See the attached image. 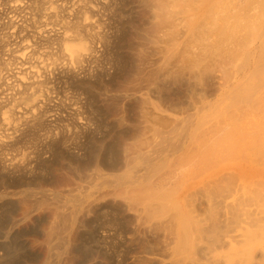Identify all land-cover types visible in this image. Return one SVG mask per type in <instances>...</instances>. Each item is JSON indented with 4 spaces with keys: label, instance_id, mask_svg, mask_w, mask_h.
<instances>
[{
    "label": "rangeland",
    "instance_id": "374dc122",
    "mask_svg": "<svg viewBox=\"0 0 264 264\" xmlns=\"http://www.w3.org/2000/svg\"><path fill=\"white\" fill-rule=\"evenodd\" d=\"M154 1L0 0L1 264H264V80L227 93L264 13Z\"/></svg>",
    "mask_w": 264,
    "mask_h": 264
},
{
    "label": "bare ground",
    "instance_id": "6f19581e",
    "mask_svg": "<svg viewBox=\"0 0 264 264\" xmlns=\"http://www.w3.org/2000/svg\"><path fill=\"white\" fill-rule=\"evenodd\" d=\"M153 1H154V0H153ZM158 1H159V0H158ZM158 1L156 0L157 3H156L155 1H154V2H155V3L157 4V6L159 7V4H158L159 2H158ZM171 1H172V0H171ZM171 1L168 2V3H171ZM180 1H181V0H180ZM183 1H184V0H183ZM183 1H182V2H183ZM188 1H189V0H188ZM190 1H191V0H190ZM190 1H189V2H190ZM193 1H194V0H193ZM213 1H214V0H213ZM213 1L211 0V2H209V3H211V5L209 4L210 7L205 6V7H206V8H205V7H203L204 4H203V5H200V7L202 6L203 9L205 8V9L207 10V11H205V9H204V11H202V13L204 12V14L201 13V14H202V17H203V15L205 16L206 14H208V19H209V16L212 15L213 12H215L214 9H217V8L219 7V5H218V7H217L216 4H219V3L222 4V2H223L224 0H221V2H219V3H216V2L214 1V4L216 3L215 5H216L217 8H215V6L213 5V3H212ZM216 1H218V0H216ZM219 1H220V0H219ZM227 1H228V0H227ZM232 1H233V0H232ZM232 1H231V2H232ZM244 1H247V0H244ZM258 1H260V5H261V7H258V6H257V5L259 4ZM173 2H174V1H173ZM175 2H177V1L175 0ZM248 2L250 3V5H252V7L250 6L249 9H252V8H253V9L256 10V11H258L257 8L259 9V11H260V9H262L260 12H263V13H264V0H252L253 3H251L250 1H248ZM164 3H165V2H164ZM168 3H167V6H169ZM190 3H191V2H190ZM190 3H189V4H190ZM192 3H193V4H191V5H189L188 3H185V5H187V7H188V5H189V6H195V7H196L197 4H198L199 2H198L197 4L195 3L196 5H194V2H192ZM204 3H205V2H204ZM223 3H225V2H223ZM228 3H230V0L228 1ZM232 3H234V1H233ZM254 3H255V4H254ZM165 4H166V3H165ZM171 4H172V3H171ZM174 4H175V3H174ZM225 4H227V3H225ZM230 4H231V3H230ZM239 4H240V2H239ZM241 4H243V3H241ZM241 4H240V5H241ZM247 4H248V3H247ZM253 4H254V6H253ZM256 4H257V5H256ZM185 5H184V6H185ZM205 5H206V4H205ZM209 5H208V6H209ZM233 5H234V4H233ZM260 5H259V6H260ZM50 6H51V3H50ZM161 6L163 7V5H161ZM167 6L165 7V5H164L165 10H167V9H166V8H168ZM212 6H214V8H213ZM220 6H221V5H220ZM229 6H230V5H229ZM162 7L160 8L161 10L164 8V7H163V8H162ZM170 7H171V5H170ZM173 7H174V6H173ZM180 7H181V6H180ZM187 7H186V9H187ZM198 7H199V6H198ZM200 7H199V9H200ZM211 7H212V9H213V12H211V11H212ZM226 7H227V5H226ZM240 7H241V6H240ZM248 7H249V6H248ZM176 8H178V7H176ZM182 8H183V7H182ZM190 8H191V7H190ZM193 8H194V7H193ZM193 8H191V9L193 10ZM202 8H201V9H202ZM237 8H238V7H237ZM237 8H236V9H237ZM186 9H183V12H181V14L178 13V12L181 11V10L178 11V9H175L176 11H178V12H177L178 14H177V13H176V14L179 16V18L181 17L180 15H182V13L184 14V10H186ZM188 9H189V7H188ZM210 9H211V10H210ZM222 9H223V8H222ZM228 9H229V8H228ZM231 9L234 10L233 7H231ZM238 9H240V8H238ZM238 9H237V12H238ZM165 10H164V11H165ZM192 10H191V12H192ZM195 10H197V9L195 8ZM219 10H221V9H219ZM219 10H217V11H219ZM242 10H243V9H242ZM170 11H171V10H170ZM172 11H173V10H172ZM176 11H175V12H176ZM198 11H199V10H198ZM209 11L211 12V14H209V13H210ZM224 11H225V9H224ZM227 11H228V10H227ZM227 11H226V14H227ZM240 11H241V10H240ZM259 11H258V12H259ZM195 12H196V11H195ZM207 12H208V13H207ZM222 12H223V11H222ZM229 12H230V11H229ZM246 12H248L247 9H246ZM250 12H252V10H250ZM258 12H256L255 15H257ZM161 13H162V12H161ZM170 13H171V12H170ZM172 13H173V12H172ZM185 13H186V12H185ZM197 13H198V12H197ZM205 13H206V14H205ZM224 13H225V12H224ZM224 13L222 14V16L224 15ZM234 13H235V12H234ZM234 13H233L232 15H234ZM238 13H239V12H238ZM244 13H245V11H244ZM252 13H253V14L250 13L249 16L252 15V17H253V16H254V11H253ZM263 13H262V14H263ZM179 14H180V15H179ZM194 14L196 15V13L193 12V15H194ZM217 14H218V13H217ZM230 14H231V13H230ZM177 15H175V17H176ZM184 15H185V14H184ZM184 15H183V16H184ZM186 15H187V14H186ZM188 15H189V16H188ZM188 15H187V18L190 17V16L192 15V13H191V15H190V14H188ZM193 15H192V16H193ZM195 15H194V16H195ZM245 15H246V13H245ZM192 16H191V17H192ZM194 16H193L192 18H195ZM219 16H220V12H219ZM222 16H221V19H222ZM235 16H236V13H235ZM246 16H247V15H246ZM167 17H168V16H167ZM185 17H186V16H185ZM197 17H198V16H197ZM202 17H199V18H202ZM206 17H207V15H206ZM210 17L213 19V18L216 17V16L212 15V16H210ZM226 17L229 18L230 16L226 15ZM226 17L224 16L223 19L226 20V19H227ZM236 17H237V16H236ZM199 18H198V19H199ZM237 18H239V15H238ZM240 18H241V17H240ZM243 18H244V17H243ZM246 18L248 19V17H246ZM249 18H250V20H251V16H250ZM177 19H178V18H177ZM212 19H209V20H212ZM215 19H218V18H215ZM215 19H213V20H215ZM229 19H232V18H229ZM241 19H242V18H241ZM241 19H240V20H241ZM247 19H246V20H247ZM252 19H254V20H252V21H255V19H256V20L259 19V20H260V23H261V26L258 25V26L260 27V29L257 31L256 27H258V26L255 27L254 25L258 24L259 20H257L258 22L256 21V23L254 22V23H255V24H254L253 22H251V21L248 19L249 22H251V24H252V25H251V24H250V25H251L252 27H254V29H256V30H252V33L250 32V33H251V34H250L251 36L249 35L250 38H249L248 35H247L248 39H246V41H245V40L243 41V42H244L243 44H245V45H244V46H245V49H244V50L242 49L243 52H242L241 49H240V51H241L242 54H243V55H242V56H243V59H242L241 61H239L240 63H238L237 68H236V72H234V73H235L234 75L236 76V78L241 77V78H242V81H241V80L234 81V80H236V78H235V76L232 74V75L234 76V78H233V79H234V80H233L234 82H233V81L230 82V85H231V86H229V84H226V85L229 86V87L227 86V87L229 88V89H228V92H227L228 95H229V92H230V94L233 92V93H234V96L236 95L235 97H237V96L239 97V95H242L241 92H240V91H242V90L240 89V87H241V85H244V84L246 83L247 78L250 79V77H248V76H254V78H252L253 80H254L255 78L258 79L257 83H256V80L253 81L252 79H250V80L253 81V83L255 82L254 84H253V83H252V84H253V85H256L257 88H259L260 85H262L263 80H264V22H263L264 19H262L263 21H261V19L258 18V17H257V18L254 17V18H252ZM179 20H180V19H179ZM181 20H183V18H182ZM181 20H180V21H181ZM185 20H186V19H185ZM193 20H194V19H193ZM204 20H205V18H204ZM204 20H203V21H204ZM213 20H212V21H213ZM190 21H191L190 19H189V21H188V19H187V20H186V23L188 24V22H190ZM197 21H198V20H197ZM197 21H196V23H197ZM205 21L207 22L208 20H205ZM242 21H243V20H242ZM181 22H182V21H181ZM183 22H184V21H183ZM194 22H195V21H194ZM208 22L211 23L213 27L215 26V24H217L216 21L214 22V25H213V22H210V21H208ZM208 22H207V24H209ZM184 23H185V22H184ZM191 23H192V22H191ZM191 23H190V24H191ZM196 23H195V24H196ZM223 23H224V22H223ZM225 23H226V22H225ZM225 23H224V24H225ZM182 24H183V23H182ZM197 24H198V23H197ZM197 24H196V25H197ZM203 24L205 25L206 23L204 22ZM207 24H206V25H207ZM196 25L193 26V28H195ZM199 25H200V24H199ZM204 25H203V26H204ZM209 25H210V24H209ZM183 26H184V25H183ZM185 26L187 27V26H190V25L188 24V25H185ZM190 27H191V26H190ZM204 27H205V26H204ZM209 27H211V26H209ZM206 28L208 29V27H206ZM211 28H212V27H211ZM215 28H216V27H215ZM215 28H214V29H215ZM247 28H248V27H247ZM247 28H246V29H247ZM183 29H184V28H183ZM195 29H196V28H195ZM197 29H198V28H197ZM204 29H205V28H204ZM249 29H250V28H249ZM66 30L68 31V28H67ZM184 30H185V29H184ZM186 30H188V29H186ZM247 30H248V29H247ZM186 32H187V31H186ZM190 32H191V31H190ZM190 32H189V33H190ZM197 32H198V31H197ZM197 32H195V33H197ZM210 32H211V31H210ZM212 32H213V31H212ZM212 32H211V33H212ZM248 32H249V31H248ZM184 34L186 35V33H184ZM192 34H194V32H193ZM247 34H249V33H247ZM185 35H184V36H185ZM189 36H190V35H189ZM191 36H193V35H191ZM194 36H196V35H194ZM194 36H193V37H194ZM65 37H66V36H65ZM247 37H246V38H247ZM73 38H75V37L73 36ZM73 38H72V39H73ZM79 38H80V37L74 39V40L78 39V42L72 43V39L70 38V40H68L69 37H67V40H68L69 42L65 43V44H67V45H66L67 48H66V47H65V48L69 50L68 53L71 52V53H69V54H72L71 56L75 55V56H73V59L75 58L76 60H79L80 57L83 55L82 51H85V50L87 49V48L85 47V46H86V43H83V42H85V41H83V40L81 39V40H82V42H81V40H79ZM79 41H80V42H79ZM70 42H71V43H70ZM73 42H74V41H73ZM245 42H246V43H245ZM84 44H85V46H84ZM87 44H88V43H87ZM243 44H242V46H243ZM87 46H88V45H87ZM210 47H211V46H210ZM212 47H213V46H212ZM65 48H64V50H66ZM88 49H89V48H88ZM69 56H70V55H69ZM71 56H70V57H71ZM240 56H241V55H240ZM71 58H72V57H71ZM71 58H69V59H71ZM75 59H74V60H75ZM237 62H238V61H237ZM232 68H235V67L232 66ZM232 71H233V70H232ZM226 73H227V72H226ZM230 77H231V76H230ZM241 78H239V79H241ZM228 81H229V80H228ZM228 81H227V82H228ZM260 81H261L262 83H261ZM225 82H226V81H225ZM258 82H259V83H258ZM228 83H229V82H228ZM231 83H233V84H231ZM260 83H261V84H260ZM257 84H258V85L260 84L259 87H258ZM248 85H249V84H248ZM248 85H247V86H248ZM263 86H264V85H263ZM227 87H226L225 89H227ZM238 88H239V91H237ZM247 88H248V87H247ZM260 88H261V87H260ZM243 89H244V87H243ZM234 90H235V91H234ZM224 91H225V90H224ZM243 91H244V90H243ZM235 92H236V93H235ZM255 92H256V91H255ZM219 93H220V92H219ZM221 93H223V91H222ZM221 93H220V94H221ZM244 93H247V92H244ZM249 93H251V92H249V90H248V93H247V94H248V97L250 96V98H251V94L253 95V93H251L250 95H249ZM220 94H219V95H220ZM254 94L256 95V93H254ZM219 95H218V96H219ZM231 95L233 96V94H231ZM222 96H223V95H222ZM232 96H230V99H231ZM234 96H233V97H234ZM233 97H232V98H233ZM245 97H246V94H245ZM248 97H247V99H248ZM252 97H253V96H252ZM227 98H228V97H227ZM221 99H223V97H222ZM228 99H229V98H228ZM230 99H229V100H230ZM233 99H234V98H233ZM237 99H239V98H237ZM229 100H228V101H229ZM249 100H250V99H248V101H249ZM256 100H257V99H256ZM208 101H209V100H208ZM210 101H211V100H210ZM218 101H219V100H218ZM224 101H225V99H224ZM226 101H227V100H226ZM231 101H232V100H231ZM234 101H238V100L235 99ZM240 101H241V100H240ZM240 101H238V102L240 103ZM246 101H247V100H245V102H246ZM251 101H252V100H251ZM251 101H249V102H251ZM202 102H203V101H202ZM214 102H215V101H214ZM221 102H222V101H221ZM243 102H244V101H242L241 103H243ZM255 102H256V101H255ZM32 103H33V101H32ZM210 103H211V102H209V103H207V104H210ZM217 103H220V101H219V102L216 101V104H217ZM203 104H205V103H203ZM243 104H244V103H243ZM245 104H246V103H245ZM251 104H252V103H251ZM31 105H32V106H30L29 111L32 109V107H34V103L31 104ZM205 105H206V104H205ZM211 105H212V104H211ZM218 105H219V104H217V106H218ZM221 105H222V103H221ZM221 105H220V106H221ZM201 106H202V104H201ZM208 106H209V105H208ZM246 106H247V105H246ZM246 106H244V107L246 108ZM209 107H210V106H209ZM209 107H208V108H209ZM199 108H200V106H199ZM202 108H203V110H204V112H205V107H202ZM202 108H201V109H202ZM206 108H207V106H206ZM201 109H200V110H201ZM242 109H243V108H242ZM196 110H197V109H196ZM196 110H194V111H196ZM200 110H199V111H200ZM206 110H208V109H206ZM29 111H28V112H29ZM12 112H13V111H12ZM197 112H198V111H197ZM197 112H196V113H197ZM204 112H203V113H204ZM207 112H208V111H207ZM242 112H243V111H242ZM201 113H202V112H201ZM203 113H202V115H203ZM192 114H193V113H192ZM198 114H199V113H198ZM208 114H209V113H207V116H208ZM240 115H241V114H240ZM200 116H201V115H200ZM200 116H199V117H200ZM204 116H205V118L207 117V116L205 115V113H204ZM204 116H202V117H204ZM238 116H239V115H238ZM187 117H189V115H187ZM191 117H192V116H191ZM200 118H201V117H200ZM184 119H186V118H184ZM201 119L204 120V118H201ZM238 119H239V118H238ZM186 120H188V121L190 122L189 119H186ZM197 120H199V119L197 118ZM195 121H196V119H195ZM200 121H201V120H200ZM200 121H199V122H200ZM179 122H180V121H179ZM179 122L177 121L176 123H178V125H179V124H181V122H180V123H179ZM191 122H192V121H191ZM201 122H202V121H201ZM7 123H8V122H7ZM176 123H175V124H176ZM185 124H186V123H185ZM181 125H182V124H181ZM4 126H6L7 129H8V128H9L10 126H12V125L9 126V124H5ZM175 126H176V125H175ZM175 126H173V127H175ZM184 126H185V125H183V127H184ZM183 127H182V129H183ZM179 128H180V126H179ZM219 128H221V127H219ZM172 129H173V128H172ZM175 129H176V127H175ZM10 130H11V129H10ZM10 130H9V131H10ZM168 130H169V129H168ZM176 130H178V129H176ZM180 130H181V129H180ZM218 130H219V132H221L220 129H218ZM223 130H224V128H223ZM5 131H6V130H5ZM171 131H172V130H171ZM171 131H170V133H171ZM165 132H166V131H165ZM161 133H162V132H161ZM161 133H160V134H161ZM163 133H164V131H163ZM170 133H169V134H170ZM179 133H180V132H179ZM167 134H168V133H167ZM174 134H175V133H174ZM158 135H159V134H157V136H158ZM161 135H162V134H161ZM164 135H165V134H164ZM180 135H181V134H180ZM171 136H172V135H171ZM171 136H170V138H171ZM167 137H168V136H167ZM159 139H160V138H159ZM159 139H158V140H159ZM165 139H166V138H165ZM154 140H155V139H154ZM161 140H162V137H161ZM168 140H169V139H168ZM168 140H167V141H168ZM170 140H171V139H170ZM156 141H157V140H156ZM159 141H160V140H159ZM164 141H165V140H164ZM177 141H178V140H177ZM179 141H180V140H179ZM179 141H178V142H179ZM160 142H161V141H160ZM160 142H158V143H160ZM162 142H163V141H162ZM168 142H169V141H168ZM156 143H157V142H156ZM156 143H155L154 145H155V146H158ZM169 143H172V144L174 145V142H169ZM180 143H181V142H180ZM148 144H149V142H148ZM148 144H147V145H148ZM150 144H151V142H150ZM150 144H149V145H150ZM160 144H161V143H160ZM160 144H159V145H160ZM164 144H165V143L163 142L162 145H164ZM152 145H153V144H152ZM152 145H151V146H152ZM162 145H161V146H162ZM165 145H166V144H165ZM168 145H169V144H168ZM178 145H179V143H178ZM155 146H153V147H155ZM161 146H160V147H161ZM170 146H171V145H170ZM170 146H169V147H170ZM174 146H176V144H175ZM146 147H147V146H146ZM169 147H168V148H169ZM176 147H177V146H176ZM151 148H152V147H151ZM151 148H150V149H151ZM157 148H159V146H158ZM157 148H156V149H157ZM162 148H163V147H161V149H162ZM166 148H167V147H166ZM171 149H172V147H171ZM159 150H160V149H159ZM159 150H158V151H159ZM175 150H176V149H175ZM156 151H157V150H156ZM137 153H138V152H137ZM141 153H142V151H141ZM143 153H144V152H143ZM139 154H140V153H139ZM143 155H145V154H143ZM146 157H148V156H146ZM149 157H150V156H149ZM136 158H138V157H136ZM143 158H144V157H142V159H143ZM147 159H148V158H147ZM150 159H151V158H150ZM136 160H137V159H136ZM136 160H135V161H136ZM143 161H144V160H143ZM140 162H141V161H140ZM147 162H148V161H147ZM144 164H145V163H144ZM101 178H102V177H101ZM103 180H104V179H103ZM103 180H102V181H103ZM100 181H101V180H100ZM100 181H98L99 184H102V183L104 184V181H103V182L101 181L102 183H100ZM105 182H106V180H105ZM95 184H96V183H95ZM105 184H106V183H105ZM97 185H98V184H97ZM5 191H6V190H5ZM20 192H21V191H20ZM13 193H14V192H13ZM23 193H24V192H23ZM25 193H26V192H25ZM9 195H10V194H9ZM13 195H14V194H13ZM0 196H1V195H0ZM5 197H6V196H5ZM58 197H59V196H58ZM73 197H75V195H74ZM3 198H4V197H3ZM70 198H71V196H70ZM75 198H76V197H75ZM6 199H7V198H6ZM73 199H74V198H73ZM73 199H72V200H73ZM77 199L79 200V198H77ZM42 201H43V200H42ZM74 201H75V200H74ZM43 202H44V201H43ZM76 202H77V201H76ZM59 207H60V206H59ZM63 207H65V206H63ZM56 209H60V208L57 207ZM62 210H64V209H62ZM62 210H59V211L61 212ZM55 211H56V210H55ZM57 211H58V210H57ZM72 212H73V211H72ZM53 213L56 214V212H54V211H53ZM72 214H73V213H72ZM54 216H56V215H54ZM58 216H59V214H58ZM61 217H65V216H61ZM65 220H66V219L64 218V221H65ZM54 221H55V220H54ZM63 223H64V222H63ZM65 224H66V223H65ZM65 224H64V225H65ZM59 227H60V225H59ZM182 227L184 228V225H182ZM57 228H58V227H57ZM57 228H56V229H57ZM64 228H65V227H64ZM52 229H53V228H52ZM50 230H51V229H50ZM57 230H58V229H57ZM60 230H61V229H60ZM65 230H66V229H65ZM184 230H185V229H184ZM182 231H183V230H182ZM185 231H186V230H185ZM48 232H49V230H47V233H48ZM56 232H57V231H56ZM7 233H8V234H7ZM49 233H51V231H50ZM52 233H54V231H52ZM52 233H51V235H52ZM3 234H4V233H3ZM5 234L9 235V231L6 232ZM49 235H50V234H49ZM49 235L47 236V239L49 238ZM58 235H59V234H58ZM186 236H187V235H186ZM186 236L183 238L184 240H185ZM53 237H54V236H53ZM6 238H7V236H6ZM50 238H51V236H50ZM50 238H49V239H50ZM59 238L62 239V237H59ZM8 239H9V238H8ZM8 239H7V241H8ZM48 241H49V240H48ZM60 241H61V240H60ZM62 241H63V240H62ZM182 242L184 243V241H182ZM6 247H7V246H6ZM14 249H15V248H14ZM17 250H18V249H17ZM20 250H21V249H20ZM21 251H22V250H21ZM14 253H15V252H14ZM8 254L10 255L11 252H9ZM12 254H13V253H12ZM21 255H23V254H21ZM10 256H11V255H10ZM19 256H20V255H19ZM8 257H9V256H8ZM11 257H12V256H11ZM13 257H14V256H13ZM13 263H14V262H13ZM15 263H16V262H15ZM0 264H1V263H0Z\"/></svg>",
    "mask_w": 264,
    "mask_h": 264
}]
</instances>
